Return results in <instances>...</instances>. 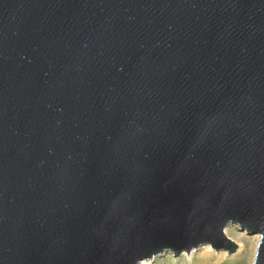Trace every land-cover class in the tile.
I'll return each instance as SVG.
<instances>
[{
    "label": "water",
    "instance_id": "obj_1",
    "mask_svg": "<svg viewBox=\"0 0 264 264\" xmlns=\"http://www.w3.org/2000/svg\"><path fill=\"white\" fill-rule=\"evenodd\" d=\"M260 236L264 0H0V264H139Z\"/></svg>",
    "mask_w": 264,
    "mask_h": 264
},
{
    "label": "bare ground",
    "instance_id": "obj_2",
    "mask_svg": "<svg viewBox=\"0 0 264 264\" xmlns=\"http://www.w3.org/2000/svg\"><path fill=\"white\" fill-rule=\"evenodd\" d=\"M223 233L226 236L227 239L231 240L234 242L237 246L236 251L228 255L229 257L233 258L234 261H246L250 262L249 264L252 263L255 250H256V245L259 241L260 236L258 234L255 235H250L248 237L247 234H245L244 231H241L237 226L235 225H227L223 229ZM198 250L202 251L203 258H211L213 256L214 249L209 245L206 244L204 246L199 247V249H191L189 252L184 253L187 254L188 257H192ZM219 257H216L218 259H222L226 255V251H220L217 252ZM150 260H143L139 264H148Z\"/></svg>",
    "mask_w": 264,
    "mask_h": 264
},
{
    "label": "rangeland",
    "instance_id": "obj_3",
    "mask_svg": "<svg viewBox=\"0 0 264 264\" xmlns=\"http://www.w3.org/2000/svg\"><path fill=\"white\" fill-rule=\"evenodd\" d=\"M246 234V233H245ZM250 235H248L249 237ZM195 249H199L195 248ZM224 250H216L214 249V254L211 258H203L202 251L198 250L192 257H188L186 252H182L178 256H174L172 253L167 252L158 258H153L148 264H249L250 262L246 261H234L233 258L226 255L222 259H218L219 257L217 252Z\"/></svg>",
    "mask_w": 264,
    "mask_h": 264
}]
</instances>
